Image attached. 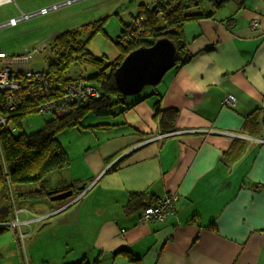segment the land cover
<instances>
[{
    "label": "crops",
    "instance_id": "crops-1",
    "mask_svg": "<svg viewBox=\"0 0 264 264\" xmlns=\"http://www.w3.org/2000/svg\"><path fill=\"white\" fill-rule=\"evenodd\" d=\"M159 1L136 4L130 22L141 5ZM5 4L17 14L0 22L42 6ZM218 17L185 24L190 59L159 84L122 98L115 114L95 113L85 127L58 134L71 162L49 174L50 191L74 190V197L20 200L25 222L0 233V264H264V0H232ZM40 22L0 29V49L20 53L47 43L30 24ZM228 95L234 100L224 104ZM159 100L178 110L170 131L155 114ZM101 123L108 126L92 127ZM162 132L174 133L155 138ZM170 192L180 195L176 214L141 222L145 204ZM136 193L142 202L129 206ZM121 249L141 261L113 254Z\"/></svg>",
    "mask_w": 264,
    "mask_h": 264
},
{
    "label": "trees",
    "instance_id": "trees-1",
    "mask_svg": "<svg viewBox=\"0 0 264 264\" xmlns=\"http://www.w3.org/2000/svg\"><path fill=\"white\" fill-rule=\"evenodd\" d=\"M232 0H165L154 3L152 6L141 5V11L135 15L131 22L125 24L120 40L116 42L120 54L114 61L97 57L88 47V41L79 39L80 30H67L55 39L60 55L49 64L53 95L57 96L65 91L66 85L72 81L69 69L78 63H86L97 68L85 76L88 82L97 86L100 96L92 98L86 103H75L72 110L63 114H53V118L45 121L44 125L36 131L27 132L24 121L32 114L41 112L39 106L46 98L35 96L28 97L19 106L6 112L8 118L6 126L0 128V208L7 206L8 210L0 212V220H6L8 213L14 211V206H19V197L26 201L29 198L50 197L48 175L56 170L70 165L71 158L64 148L57 134L68 129L85 127L83 119L89 112L97 115L115 114L114 107L126 96L115 82L114 71L123 59L132 50L146 45H152L158 38L168 37L177 48V64L179 67L189 61L187 55V41L184 26L189 21L203 18H219V13ZM144 16V33L129 43L123 42L128 26L135 18ZM228 25L234 20L233 16L224 19ZM223 20V21H224ZM103 20L96 22V31L103 29ZM76 77V76H74ZM73 78V77H72ZM0 92V101L3 98ZM42 113V112H41ZM45 113V112H44ZM155 114L159 117L163 130L170 131L175 128L178 116L176 108H163L159 100L155 104ZM108 124L101 123L92 127L102 128ZM14 128V129H12ZM30 183H40L38 186H29ZM69 187H63L62 190ZM65 191V190H64ZM144 194L136 193L131 196L129 206L142 202ZM74 197L73 195L71 198ZM157 201V200H156ZM156 201L145 204L149 206ZM215 228L214 226H212ZM8 227L0 226V233ZM124 255L131 262L138 263L140 258L128 249H121L113 253ZM71 264H102L98 259L90 262L84 258Z\"/></svg>",
    "mask_w": 264,
    "mask_h": 264
},
{
    "label": "built area",
    "instance_id": "built-area-1",
    "mask_svg": "<svg viewBox=\"0 0 264 264\" xmlns=\"http://www.w3.org/2000/svg\"><path fill=\"white\" fill-rule=\"evenodd\" d=\"M12 1L14 0H0V5ZM79 1L82 0H63L30 12L21 11L18 16L0 22V29L16 26L21 22L48 14ZM145 20L144 16L134 19L124 34V43H129L144 33L143 23ZM259 25V19L252 21V26L256 27ZM46 47L47 43H43L32 51L20 53H7L0 49V92L4 96L0 101V128L7 124L8 118L6 117V112L14 111L28 97L44 96L46 100L39 106V110L42 113L63 115L71 111L75 103H86L92 98L100 96L98 87L89 83L88 79L82 75L71 78L72 81L66 85L65 91L62 94L53 95L50 68L35 70L30 67L31 62L37 54L42 52ZM233 100L234 96L228 95L224 99V104H229ZM172 133L174 132H162L155 138H162ZM179 196L178 192H170L159 198L156 203L146 206L140 215L141 222L163 221L171 215L176 214V204ZM19 213L20 209L14 206V211H12L13 217L8 220H0V226L19 228L25 222L21 221ZM54 213L52 212L51 214ZM44 218L46 216H37L35 220L40 221Z\"/></svg>",
    "mask_w": 264,
    "mask_h": 264
},
{
    "label": "rangeland",
    "instance_id": "rangeland-1",
    "mask_svg": "<svg viewBox=\"0 0 264 264\" xmlns=\"http://www.w3.org/2000/svg\"><path fill=\"white\" fill-rule=\"evenodd\" d=\"M60 1L63 0H40V5H42L41 7H47ZM144 1L145 0H82L61 9L52 11L48 14L41 15V17L39 16L38 19L40 18L42 22L39 24H30H32V26L38 27L36 32L43 33L41 38L47 40V47L42 52L37 54L33 63L31 64V67L40 69L47 68L50 62L56 60L60 55V48L57 47V43L55 41L57 36L64 31L76 29L80 30L79 39L88 41L89 49L97 57H103L109 61H114L120 54L118 48L119 46L116 44V42L120 40L124 23H127L128 21L130 22L131 13L139 12V6L136 7V4L142 3ZM13 7L15 8L14 5L10 7V5L6 4L0 6V20L3 19V17L6 18L10 15L17 14L16 9L9 11ZM100 20H103L104 22V30L96 31V26L94 24ZM15 34L14 37L17 35H22ZM35 34V32L32 33V36ZM0 37L2 39V36ZM14 37L11 41L15 44L24 42L23 40H25V38L22 37ZM81 71L85 72L86 74H91L97 71V68L86 63H78L74 64L69 69L68 74H76ZM153 87L154 86L152 85L146 86L142 92H140V94H145ZM94 114V112H89L83 119V123L92 121L95 118ZM51 118H53V114L50 113L39 112L32 114L24 121V129L27 132L36 131L44 125L46 120ZM68 139L71 140L72 137L70 136ZM30 184V186H38L39 188L41 186L40 183ZM76 191L80 192L81 190L76 189ZM18 200H23V198L19 197ZM20 203L21 202H19V204ZM52 245L55 247V243Z\"/></svg>",
    "mask_w": 264,
    "mask_h": 264
},
{
    "label": "water",
    "instance_id": "water-1",
    "mask_svg": "<svg viewBox=\"0 0 264 264\" xmlns=\"http://www.w3.org/2000/svg\"><path fill=\"white\" fill-rule=\"evenodd\" d=\"M177 64V48L168 37L158 38L150 46H140L132 50L114 71L115 82L125 96L140 94L148 86H156L165 74ZM84 186L78 188L82 190ZM50 191L52 200L69 198L74 190L66 192ZM76 200V199H75ZM73 200L72 202H74ZM8 209L3 206L0 212Z\"/></svg>",
    "mask_w": 264,
    "mask_h": 264
}]
</instances>
